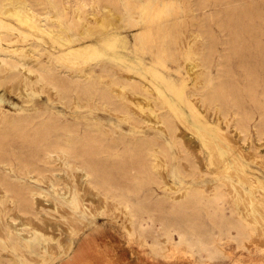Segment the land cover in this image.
Instances as JSON below:
<instances>
[{
	"label": "rangeland",
	"instance_id": "1",
	"mask_svg": "<svg viewBox=\"0 0 264 264\" xmlns=\"http://www.w3.org/2000/svg\"><path fill=\"white\" fill-rule=\"evenodd\" d=\"M198 1L200 0H138L128 4L126 0H117L102 12L91 11L90 14L85 15V27L82 29L69 27L70 35L73 38H83L85 46L53 61L57 71L62 75L88 72L100 75L109 71L122 80L136 78L139 84L146 86L145 94H132L128 90H123L122 94L126 99L124 102L130 108L129 111L135 116L138 114L136 117L139 124H134L133 121L126 120L120 114L95 103H73L65 107L58 102L56 95L51 93L50 96L49 92L46 93L48 90L37 85L35 78L31 77V80L24 78L23 73L20 72L19 81L16 78L12 81L6 80L0 74V106L8 115L4 117L0 113V127L14 118L31 114L29 111L44 112L43 119L61 111L66 114L68 120L78 124L79 133L85 131L86 125L99 123L102 126L101 132L95 135L103 138L106 143L114 144L119 152L124 151L135 138L146 135L145 139L149 140L148 146H154L157 151H166L169 158L162 159L163 161L160 158L159 160L149 158V162L144 167L154 169V172H150L151 179H147L143 184V190L137 193V198L147 199V205L152 206L155 197L159 196L158 200L166 203L163 216L176 219L179 217V212L169 209L170 204L179 202L178 199L189 184L202 187L206 195L223 193L224 201L220 200V203L224 214L238 220L244 226L247 239H239L238 232L234 229L231 230L230 237H220L218 221L222 214L206 210L196 216V224L199 229L202 228L201 233L207 237L209 234H214L217 248L221 249L220 256L210 257L204 246L192 249L184 243L181 244L177 233H173L172 240L161 238L156 248L152 247L153 240L148 237V243L144 246L137 239L129 236L124 212L116 210L112 202L110 204L100 199L88 188L80 175H76L77 178L64 175L62 179L80 190H78L79 196L82 195L80 199L89 208L73 211L66 201L63 206L53 209L52 202L39 197L36 202L42 221H36L29 220L23 215L17 216L19 214L12 210V205L5 204L0 207V238L5 241L9 249L5 252L0 250V254L3 255L1 260L12 264H57L60 261L65 264V259L68 258L66 255H71L73 251L74 240L98 222L115 227L121 232L127 242L122 244L136 253L138 264H264V145L256 142L253 133L255 118L259 117L257 112L259 109L264 111V0H207V15L204 16L199 12L198 16L192 19L189 16L190 9ZM129 11H132V14ZM69 17L73 18L72 9ZM0 21V44L5 47H10L12 50L29 49L34 42H37L42 48L55 54L59 51L55 48L58 46L56 39L40 32L32 22L18 21L11 16L2 17L1 14ZM10 23L25 33L12 31ZM144 28L146 31L149 29L151 31L143 33ZM3 32H10L6 41L3 39L5 36ZM116 34H121V39H118ZM200 34L202 37L197 38ZM192 47L194 50L203 48L204 52L212 55L210 76L206 85L199 83V74L195 75L201 68L192 70L191 66L187 67L188 64L190 65ZM27 59L29 63L32 59L30 65L37 63L33 54H27ZM37 59L47 62L48 55L39 56ZM222 60L225 62L223 70L232 78L228 86L233 92H237L244 109L254 116L251 120L252 134L249 148L248 145L246 148L239 136H236L231 125L218 122L215 112L201 100V96L215 84L214 79L218 68L221 69L218 66ZM191 70L196 72L193 73ZM131 82L127 80L121 85L125 87ZM17 83L21 85L18 86ZM24 83L28 87L24 88ZM115 88L116 91L118 90L116 98L121 99L119 92L122 89ZM249 88L254 89L252 97L248 93ZM147 103L150 109L157 106L162 108V112L167 111L173 118L174 135L179 137L181 133L186 137L183 140L180 138L183 136H180L182 141L189 140L186 141L188 143L184 142L185 145L191 142L197 144L186 146L193 162L182 159V154L171 139V135L166 130L159 129L154 119L151 121L149 111L138 110L137 107L145 108ZM231 116H233L232 112H230ZM42 118L36 119L35 122L38 123ZM91 118L96 120H90ZM11 136L14 137L16 134ZM191 136L192 140H190ZM193 147H196L195 150H192ZM190 149L197 151L198 154L191 152ZM21 151L32 152L29 149ZM189 162L196 164L194 166L200 170L196 179L185 175V171L193 166ZM57 163L61 164L54 162L52 168L61 169L62 164V167H58ZM105 167L110 168L109 165ZM129 167L133 166L127 165L126 168ZM140 168L143 167L136 166V169ZM1 172L12 177L20 176L19 173L8 171L3 167ZM157 174H161L159 181ZM62 179L63 188L66 183ZM33 183L49 191L46 179ZM159 184L168 185V188L161 189ZM50 193L52 197L56 196L53 191ZM165 195L168 197L165 198ZM9 216H12V219L9 220ZM185 217L188 218L187 214L183 215V218ZM210 217H213L214 221L210 220ZM23 222L28 225L26 228L32 227L42 234L45 233L47 237L56 238L46 246L43 255H32L19 249L14 252L11 248L13 241L9 240L8 227L16 232V229L24 228Z\"/></svg>",
	"mask_w": 264,
	"mask_h": 264
},
{
	"label": "bare ground",
	"instance_id": "2",
	"mask_svg": "<svg viewBox=\"0 0 264 264\" xmlns=\"http://www.w3.org/2000/svg\"><path fill=\"white\" fill-rule=\"evenodd\" d=\"M126 1L128 4H131L138 0ZM115 2L117 0H0V14L2 17L11 16L18 21L32 22L40 32L46 33L51 38L56 39L58 46L55 48L59 49L57 54H55L42 48L37 42H34L29 49L17 48L13 50L10 47H5L3 44H0V74L6 80L12 81L16 78L19 81L18 73L22 72L24 78H30V80L31 77L32 79L35 78V83L42 89L48 90L46 93L49 92L50 96L51 93L56 95L58 102L64 104L65 107H69L73 103H95L105 109L120 114L122 118L131 120L134 124H139L140 122L137 121L136 117L138 114L135 116L129 111L130 108L124 102L126 99L122 94L125 90H128L132 94H145L146 86L143 87L139 84L136 78L127 79L132 82L128 86L123 87L121 83L127 80H122L109 71L107 72L105 70L106 72L100 75H96L94 72L62 75L57 71V67L53 63L57 58L67 55L79 49V47L85 46L83 38H73L70 35L69 27L76 30L82 29L85 27V15L90 14L91 11L102 12ZM207 7V0H200L190 9L191 15L189 16L192 19L196 18L199 12L206 16ZM70 9H72L73 18L69 17ZM129 12L132 14V11ZM10 24L12 31L25 33L13 23ZM150 31V29L146 31L144 28L142 32L149 33ZM9 35L10 32H3V39L6 41ZM115 36L121 39V34H116ZM201 37V34L199 36L197 35V38ZM27 54H33L35 57L34 61L37 63L30 65L32 59H30L31 62L29 63ZM43 55H48L47 62L37 59V57ZM211 56V54L209 55L204 52L203 48L197 50H194L193 47L191 48V55L189 57L190 65L188 64L187 67L191 66L192 70L194 68H201L199 73L198 71H194L197 73H195L196 76L199 74V83H204V85L207 84L210 76ZM28 57L30 58V56ZM223 60L218 66L221 69L218 68L214 79L215 84L209 87L206 93L201 96V100L215 112V116L219 119L218 122L231 125L234 133L237 134L236 136H239L246 148L247 145L249 148L252 134L251 120L254 119V116L250 111L244 109L237 92H233L228 86L232 78L229 73L223 70L225 64ZM192 70L191 72L194 73ZM17 85L20 86L21 83H17ZM25 87H28V85L25 84ZM115 87L122 89L119 92L121 99L116 98V92L118 90L116 91ZM28 90L30 91L29 88ZM248 93L252 97L254 89L249 88ZM143 101L146 100L143 99ZM148 106L150 105L147 103L145 108L142 106L137 108L141 112L149 111L152 117L151 121L154 119L153 121L159 126V129L166 130L171 135V139L182 154H180L182 159L193 162L191 153L186 148V146L189 147L193 142L185 145L184 142L188 143L186 141H189L181 140H185V136L180 133L179 137L183 136L180 139L174 135L173 118L167 111L162 112V108L153 105H151L153 108L150 109ZM230 112L233 115L231 117ZM0 113L4 117H8L7 112L1 106ZM29 113L31 114L23 115L18 119L14 118L5 123V126L0 127V207L5 204L12 205V210H15L19 214L17 216L23 215V217L25 216L29 220L36 221H42L40 213L38 212L39 206H37L38 203L36 202L39 197L52 202L54 204L53 209H57L61 205L63 206L67 201L73 211H80L88 207L80 199V196L82 198V195L79 196L80 190L78 189V191L76 187L67 184L62 177L66 175L70 178H77L76 175H80V178L88 185V188L94 191L100 199L107 203L110 202V204L112 202L116 210L124 212L127 217L126 222L128 223L129 236L132 239H137L144 246L148 243V237L152 238V247L156 248L161 238L172 240L173 233H177L181 244L184 243L192 249L204 246L210 257L220 256L221 249L217 248L216 240L213 238L214 234H209L207 237L201 233L203 231L202 228L199 229L196 224V216L206 210H213L222 214L218 221L220 237H230L231 230L234 229L238 232L239 239H247L248 236L244 226L238 220H234L224 214L222 203H220V200L224 201L223 193L219 194L217 192L218 194L206 195L203 189H201L202 187L199 188L198 186L189 184L178 199L179 202L177 204H175L176 202L170 204L169 209L174 212H179V217L176 219H169L167 216H163L166 203L158 200L159 196L155 197L152 206L147 205V199L137 198V193L143 190V184L146 183L147 179H151L150 172H154V169H146L144 167L149 162V158H160L161 160H167L169 158L166 151H157L158 149L155 150L154 146H148L149 140L145 139L147 137L146 135L135 138L124 151L119 152L114 147V144L106 143L103 138L95 135L100 133L102 128L97 122L86 125L85 131L79 133L77 131L78 124L68 120L66 114L61 111L52 113V115L44 119L42 118L44 114L42 111H29ZM257 114L259 117L255 118L253 133L256 142L264 145V111L259 109ZM141 115L139 116L141 117ZM147 115L148 113H146ZM151 117L149 116V118ZM40 118L42 120L36 123V119ZM147 118L145 117L146 120L150 121ZM90 120L96 119L91 118ZM4 129L9 131L3 132L2 130ZM12 134H16V136L12 137ZM192 139L191 136L190 140ZM245 146H242V148ZM193 148L192 150H195ZM25 149H29L32 152L28 151V153H25L21 151ZM192 150L190 149L191 152L197 153V151L194 152ZM194 155L196 156V154ZM54 162H61L63 167L57 163L58 167L61 166L62 168H52ZM105 165H109L110 168H106ZM127 165L133 167L126 168ZM139 165L143 168L136 169V166ZM190 165L193 166L185 171V175L196 179L200 174V170L194 166L196 164L190 163ZM1 167L8 171L17 172L20 176L12 177L5 172H1ZM182 171L180 172L182 173ZM161 174H157V181L161 179ZM44 179L48 181L49 191L33 183V181L41 182ZM61 179L66 183V186L63 188L62 186L64 184L62 185ZM159 185L161 189L168 188V185ZM50 191H53L58 198L56 196L52 197ZM93 196L95 197L94 194ZM164 197L166 198L168 196L165 195ZM173 200L177 201V199ZM7 208L9 209V207ZM186 214L188 218H183V215ZM9 218L12 219V216H9ZM210 220L214 221V218L210 217ZM26 226L28 225L24 223V228L16 229V227V232H13L8 227L9 240L13 241L11 243L12 246L10 245L11 248L14 252L16 249H19L32 255H43L46 246L55 241L56 238L53 236L47 237L48 235H44L45 233L42 234L32 227L26 228ZM40 230L42 229L40 228ZM8 249L9 246L0 238V250L5 252ZM68 255L66 256L70 259V255ZM1 257H3L2 254H0V264H12L4 262L1 260Z\"/></svg>",
	"mask_w": 264,
	"mask_h": 264
},
{
	"label": "crops",
	"instance_id": "3",
	"mask_svg": "<svg viewBox=\"0 0 264 264\" xmlns=\"http://www.w3.org/2000/svg\"><path fill=\"white\" fill-rule=\"evenodd\" d=\"M122 243L127 242L121 232L97 222L74 240L73 251L65 264H138L136 253Z\"/></svg>",
	"mask_w": 264,
	"mask_h": 264
}]
</instances>
